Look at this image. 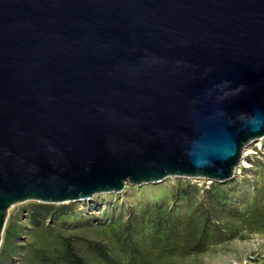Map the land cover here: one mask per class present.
I'll list each match as a JSON object with an SVG mask.
<instances>
[{"label":"water","instance_id":"95a60500","mask_svg":"<svg viewBox=\"0 0 264 264\" xmlns=\"http://www.w3.org/2000/svg\"><path fill=\"white\" fill-rule=\"evenodd\" d=\"M263 138L264 0H0V246L17 203L224 184Z\"/></svg>","mask_w":264,"mask_h":264},{"label":"trees","instance_id":"16d2710c","mask_svg":"<svg viewBox=\"0 0 264 264\" xmlns=\"http://www.w3.org/2000/svg\"><path fill=\"white\" fill-rule=\"evenodd\" d=\"M258 163L263 164L264 173V154ZM241 183L210 182L183 216L172 217L168 206L145 213L141 219L129 213L127 219L107 227L91 228L95 235L91 238L63 235L57 230L58 218L75 212L74 202H30L26 206L29 231L39 232L33 234V241L21 245L20 226L9 219L2 236L0 264H155L159 259L197 256L212 245L239 236L243 229L264 225V178L250 186L245 208L232 210L230 204L242 191ZM178 184L172 204L200 193L197 183Z\"/></svg>","mask_w":264,"mask_h":264},{"label":"rangeland","instance_id":"374dc122","mask_svg":"<svg viewBox=\"0 0 264 264\" xmlns=\"http://www.w3.org/2000/svg\"><path fill=\"white\" fill-rule=\"evenodd\" d=\"M245 150L234 176L226 181L243 182L241 183L242 191L236 194L235 200L230 204L232 210L238 211L244 209L250 201V186L255 182L260 183L264 178L263 168H260L263 164L258 163L264 154V139L251 143ZM248 150L251 151L248 152ZM178 181L197 183L200 193L192 194L188 200L172 204L173 192L179 185ZM209 183L210 181L206 179L170 177L156 184L126 185L119 193H103L86 201L74 202L76 205L75 212L58 218L55 223L57 230H60L63 235L91 238L95 237L92 232L94 227H107L119 219H127L129 213H133V216L141 219L145 213L168 206L166 208L170 209L172 217L183 216L191 210ZM28 203L30 202L13 205L8 211L6 222L7 225L9 219L17 220L21 234L18 243L21 245L33 241V234L39 232L29 231V218L26 212ZM52 235L56 236L55 231ZM177 257L165 261L159 259L155 264H264V225H257L252 229H243L239 236L212 245L197 256Z\"/></svg>","mask_w":264,"mask_h":264},{"label":"bare ground","instance_id":"6f19581e","mask_svg":"<svg viewBox=\"0 0 264 264\" xmlns=\"http://www.w3.org/2000/svg\"><path fill=\"white\" fill-rule=\"evenodd\" d=\"M263 139H264V138H263ZM263 139H262V140H263ZM258 141H259V140H258ZM258 141H257V142H258ZM245 151H246V150H245ZM249 151H251V150H248V152H249Z\"/></svg>","mask_w":264,"mask_h":264}]
</instances>
